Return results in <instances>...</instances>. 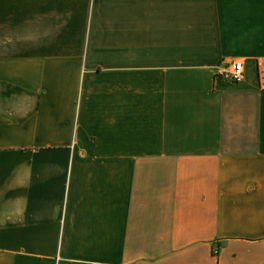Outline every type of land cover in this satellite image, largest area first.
Segmentation results:
<instances>
[{
  "label": "crops",
  "instance_id": "crops-1",
  "mask_svg": "<svg viewBox=\"0 0 264 264\" xmlns=\"http://www.w3.org/2000/svg\"><path fill=\"white\" fill-rule=\"evenodd\" d=\"M0 264H264V0H0Z\"/></svg>",
  "mask_w": 264,
  "mask_h": 264
},
{
  "label": "built area",
  "instance_id": "built-area-1",
  "mask_svg": "<svg viewBox=\"0 0 264 264\" xmlns=\"http://www.w3.org/2000/svg\"><path fill=\"white\" fill-rule=\"evenodd\" d=\"M244 72L241 61H234L230 64L229 78L234 82L243 80Z\"/></svg>",
  "mask_w": 264,
  "mask_h": 264
}]
</instances>
